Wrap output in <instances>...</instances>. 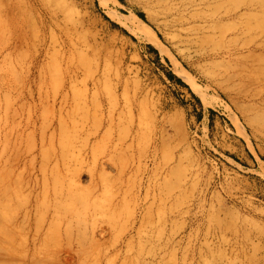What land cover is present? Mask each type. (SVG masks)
Instances as JSON below:
<instances>
[{
  "label": "rangeland",
  "instance_id": "1",
  "mask_svg": "<svg viewBox=\"0 0 264 264\" xmlns=\"http://www.w3.org/2000/svg\"><path fill=\"white\" fill-rule=\"evenodd\" d=\"M182 1L0 0V182H47L50 264H264V18Z\"/></svg>",
  "mask_w": 264,
  "mask_h": 264
},
{
  "label": "bare ground",
  "instance_id": "2",
  "mask_svg": "<svg viewBox=\"0 0 264 264\" xmlns=\"http://www.w3.org/2000/svg\"><path fill=\"white\" fill-rule=\"evenodd\" d=\"M177 1L174 0V2ZM217 1L219 0H189L185 1L184 5L183 1L178 2L168 8L167 15L178 16L180 28L184 30V27L191 23V18H186L185 15L188 7L212 4ZM226 16L227 18L250 17L261 20L264 18V0H251L249 3L236 7ZM111 17L115 21L119 20L115 15ZM135 19L143 24V33L149 36L152 34L159 41L148 25L136 16ZM260 77L263 84L261 88L263 107L256 110L252 120L264 138V70ZM37 187H42L45 192L42 200L32 199ZM24 188L31 191L27 197L20 200L19 191ZM46 192L47 182L39 180L32 183V186L21 179L0 182V264H50V236L53 233L62 235L63 221L59 217L56 206L54 211L49 213ZM59 197H61L60 193H55V202L59 200ZM53 222H57L55 227ZM58 257L54 255V258Z\"/></svg>",
  "mask_w": 264,
  "mask_h": 264
}]
</instances>
